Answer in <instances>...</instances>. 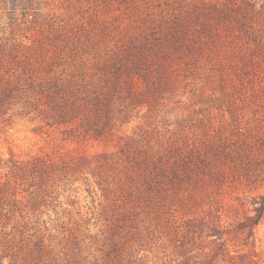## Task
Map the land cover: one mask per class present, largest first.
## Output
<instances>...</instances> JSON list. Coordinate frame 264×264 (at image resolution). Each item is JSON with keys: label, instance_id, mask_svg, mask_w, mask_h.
<instances>
[{"label": "trees", "instance_id": "trees-1", "mask_svg": "<svg viewBox=\"0 0 264 264\" xmlns=\"http://www.w3.org/2000/svg\"><path fill=\"white\" fill-rule=\"evenodd\" d=\"M103 1L125 17L83 31L43 12L41 0H0V124L22 118L61 128L64 139L115 138L114 150L93 155L0 154V264H132L149 235L164 236L181 264H259L264 56L239 54L231 29L260 51L258 29L237 13L262 11L249 0ZM187 91L195 119L178 112L165 131L126 132L142 110L182 107ZM79 180L101 192L95 248L80 233L88 219L56 209V190ZM239 190L250 208L231 222L224 194ZM128 236L140 247L128 242L125 258Z\"/></svg>", "mask_w": 264, "mask_h": 264}, {"label": "rangeland", "instance_id": "rangeland-1", "mask_svg": "<svg viewBox=\"0 0 264 264\" xmlns=\"http://www.w3.org/2000/svg\"><path fill=\"white\" fill-rule=\"evenodd\" d=\"M42 1L43 3L41 5L43 6H41V8L43 12H50L51 16L54 15V20H62L63 22H67V25L72 24V26H77V28H81L83 31L93 29L97 26L100 28L105 20L109 23L116 24L125 17V15L120 14L121 12L115 9V7L107 9L105 7L106 2L103 0H41V2ZM249 1L254 3V8L260 9L263 13L257 12L253 15L246 12V14L242 15L238 12L237 15L238 17H244L241 19L244 24L243 28L249 29L248 26L256 27L262 42H264V0ZM114 4L116 6V1H114ZM243 8L242 10H244ZM56 16H58V19ZM235 24L234 21V25ZM6 28L7 29L1 32L2 37L10 36L9 29L8 27ZM240 30L238 24L236 29H231L232 45L235 47V50H237L239 54L247 55V58H250L254 53L256 56L255 59H262L264 55H261V53L264 54V47L260 51H256L253 41L246 37L244 31ZM28 33L31 34L30 32ZM263 66L264 63H261L259 67V69H261L259 75L262 76H264ZM206 83V80L200 79L199 84L203 86V84L205 85ZM191 85L192 83L188 84L186 90H188ZM245 86L241 90L248 89L249 85L247 84ZM230 91L234 93L237 89ZM189 93L190 92L187 91L186 97L183 98V102H186V104L184 103L182 107L180 106V108L173 109L172 113H158L159 115L156 117L153 115V117H155L153 118L152 116H144V110L138 112L125 127L126 132L131 133L136 131L140 126H146V128L152 130L157 123H159L157 127L165 131L166 124L163 123H168L174 119L176 115L180 114H177L178 112H182L184 115L195 119L196 115L188 111H192L193 108L199 105H192L193 103L198 104V101L194 99L190 102V100H188L190 97ZM172 127L173 126L170 125L168 128L171 130ZM63 137L64 133L61 131V128H49L40 125L39 122L28 121L22 118H13L8 123L0 124V154L5 158L13 156L23 160L30 159L32 156L36 155H47L52 159H57L59 157L76 156L81 153L93 155L102 150L111 151L115 149L114 137L112 138L114 139L113 141L107 143L92 139L71 140L64 139ZM71 189L72 190H63L62 187H59L56 190L58 191L56 198L61 202V206L56 208L58 210V215H63L61 217L63 220H67L70 216L77 219L80 215L84 219L87 218L88 222L82 223L80 227L81 236L91 235L92 239L87 238L85 242L88 243V240H92V248L100 246L99 239L103 236L101 229L104 228L102 222L97 221V219L102 217L99 214L100 209L98 204V198L101 196L100 190L95 183L90 186L87 185L84 180L74 182L71 185ZM54 194H56V192H54ZM246 194L247 193H243L242 190L234 191L229 195L228 193L224 194L225 200L228 202L225 211V214L228 216L226 220L233 222L234 220L243 219V216L249 212L250 204ZM50 214H52V217L55 216L52 210ZM59 231L60 229L58 228L52 232L60 233ZM150 237L151 235L146 239L147 241L141 243L143 244L141 246L142 249L136 254L137 260L132 264H181L180 260L183 256L178 257L177 255L180 251L175 252L172 244L168 243V240L164 238V236L152 239H150ZM255 237L256 252L260 253L261 256L259 264H264V216L255 228ZM129 240L130 236L125 238L126 245L123 251L125 258L128 257V248H126L127 244H129L128 242H134L136 248L140 247V242L135 241V238ZM132 259H134V257H132Z\"/></svg>", "mask_w": 264, "mask_h": 264}]
</instances>
